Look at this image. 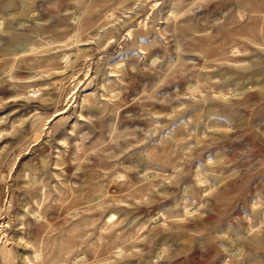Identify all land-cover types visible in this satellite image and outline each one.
Here are the masks:
<instances>
[{
  "label": "rangeland",
  "instance_id": "1",
  "mask_svg": "<svg viewBox=\"0 0 264 264\" xmlns=\"http://www.w3.org/2000/svg\"><path fill=\"white\" fill-rule=\"evenodd\" d=\"M0 264H264V0H0Z\"/></svg>",
  "mask_w": 264,
  "mask_h": 264
}]
</instances>
